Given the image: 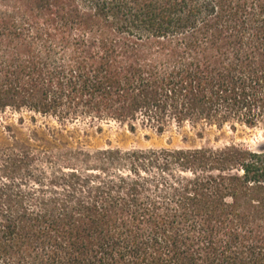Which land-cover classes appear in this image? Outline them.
I'll return each instance as SVG.
<instances>
[{
    "label": "trees",
    "instance_id": "1",
    "mask_svg": "<svg viewBox=\"0 0 264 264\" xmlns=\"http://www.w3.org/2000/svg\"><path fill=\"white\" fill-rule=\"evenodd\" d=\"M9 112L44 123L0 149V264H264V145L83 140L264 126V0H0Z\"/></svg>",
    "mask_w": 264,
    "mask_h": 264
},
{
    "label": "rangeland",
    "instance_id": "2",
    "mask_svg": "<svg viewBox=\"0 0 264 264\" xmlns=\"http://www.w3.org/2000/svg\"><path fill=\"white\" fill-rule=\"evenodd\" d=\"M35 120V121H34ZM32 119V114L28 112H9L0 116V149L12 145L23 144L33 130L43 129V118L36 116ZM48 126L57 128L54 121H49ZM101 131L96 132L95 128L86 129L81 124L75 129H86L88 137L83 140L91 149L102 147H113L120 149H160L176 148L189 145H222L230 142L242 143L255 148L264 145V126L249 129L238 127L232 132L228 127L218 131L214 128L205 130L203 138H196V133L200 129H193L186 126L182 129L171 127L162 135L156 134L149 128L137 126L131 132L127 126L110 122L100 125ZM68 131H73L71 126ZM81 136V132L79 134ZM186 137V140L184 138Z\"/></svg>",
    "mask_w": 264,
    "mask_h": 264
}]
</instances>
